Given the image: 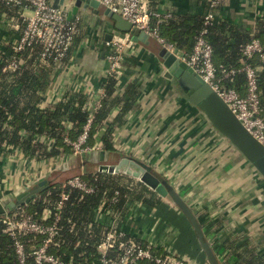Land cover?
I'll return each instance as SVG.
<instances>
[{
  "label": "crops",
  "instance_id": "crops-1",
  "mask_svg": "<svg viewBox=\"0 0 264 264\" xmlns=\"http://www.w3.org/2000/svg\"><path fill=\"white\" fill-rule=\"evenodd\" d=\"M72 2L67 0L59 8L69 14ZM199 5L189 0H161L159 8L161 14H173L201 11ZM104 9L96 14L82 8L73 17L80 18L79 32L69 60L61 67L56 65L59 71L44 93L43 107L54 108L66 90L99 97L110 70L106 38L114 33V23L104 16ZM219 18L256 34L258 23L264 21V0H223ZM19 21L1 17L2 46L16 41L13 32L20 28ZM160 46L153 38L148 43L133 41L125 54L115 95L121 97L133 82L138 83L140 93L136 108L122 124L117 123L119 107L110 115L108 124L115 127L114 146L123 157L137 159L169 179L196 214L213 246L238 239L249 245L239 252L264 255V179L213 130L175 79L167 77ZM100 151L88 153L91 161L72 155L42 162L25 159L18 150L5 151L0 154V198L8 205L21 192L50 179V172H57L52 177L56 180L69 163L76 167L85 160L102 163ZM103 220L110 221V217ZM120 229L191 264H207L189 220L170 198H163L157 207L135 203ZM216 253L223 261L228 251L220 248Z\"/></svg>",
  "mask_w": 264,
  "mask_h": 264
},
{
  "label": "trees",
  "instance_id": "trees-1",
  "mask_svg": "<svg viewBox=\"0 0 264 264\" xmlns=\"http://www.w3.org/2000/svg\"><path fill=\"white\" fill-rule=\"evenodd\" d=\"M147 1L151 12L161 13L159 8L161 0ZM189 1L200 4L202 10L171 14V18L159 24L160 35L184 56H190L198 36L203 30H207L205 38L212 46L218 76H222L223 69L235 72L224 78L221 85L225 90H234L242 96L247 95V76L242 71L243 67L246 65L260 67L258 88L261 115L264 118V58L255 54L248 60L244 56L245 46L253 40H259L264 45V21L258 23L257 33L252 34L246 27L220 19L223 0H218L216 18L206 24V17L211 10V0ZM3 15L20 19V28L13 32L14 38L18 40L26 26L22 18V7L15 4H0V20ZM152 24L156 25L157 20L153 19ZM43 49V45L37 43L25 51L15 52L11 44L7 46L0 44V154L7 146H11L21 151L26 159L37 162L72 156L73 147L67 144L65 139L77 140L83 134L89 118L93 117L86 146L95 147L100 142L103 151L106 152L105 164H117L123 158V153L114 146L115 127L109 125L108 120L116 106L120 109L117 123L121 124L126 115L136 108L140 93L138 83L129 84L125 93L119 97L115 95L118 86L117 75L108 76L103 85L105 95L102 97V106L93 113L85 107L87 96L71 90L63 93L54 108H45L44 93L59 70L56 69L53 58L43 61ZM70 54L71 49L66 61L69 60ZM13 57H18L22 61L16 72L7 70ZM86 154L88 156V153ZM56 174L57 172H52L49 178L52 180ZM260 177L262 178L261 175ZM81 180L94 191L87 193L64 184L51 185L29 204L7 210L5 214L20 212L40 223L53 224L57 204L61 201L62 194H66L68 199L58 212L59 232L56 243L49 249L55 256L73 264H100L99 247L113 229V220L118 230V241L133 239L149 248L155 257L168 255L163 248L152 246L120 229L121 222L132 205L142 203L148 207H157L163 202L162 197L143 183L122 174H88L81 176ZM103 202L109 210L110 221L107 222L103 218L100 219L98 214ZM47 211L50 215L43 219ZM5 214L0 215V264H20L16 254V240L4 232L2 218ZM20 240L30 253L44 242L45 237L24 235ZM246 245L236 239L229 240L220 247L214 245L213 248L215 251L220 248L228 251L227 256L221 261L222 264H264V255L249 250L239 252L242 248L248 249L249 245ZM109 256L120 258L122 251L113 248L109 251ZM136 264L157 263L154 260L142 259Z\"/></svg>",
  "mask_w": 264,
  "mask_h": 264
},
{
  "label": "built area",
  "instance_id": "built-area-1",
  "mask_svg": "<svg viewBox=\"0 0 264 264\" xmlns=\"http://www.w3.org/2000/svg\"><path fill=\"white\" fill-rule=\"evenodd\" d=\"M102 7L112 10L116 14H120L125 20L131 22L135 28L146 33L149 38H153L161 44L162 47L174 53L181 61L193 68L201 78L208 83L219 96L229 105L230 109L242 122L244 127L262 144L264 145V118L261 115L260 94L258 88V72L260 67H252L246 65L242 71L247 76V95L241 96L234 90H225L221 85L224 78L233 75L235 72H229L226 69L221 71L222 76L217 74V68L213 61V49L206 40L207 30H203L198 36L193 52L190 56H184L179 50L168 43L165 38L160 35V27L163 21L172 17L170 13L161 14L151 12L147 0H97ZM15 4L22 7V18L26 22V26L18 40L12 44L15 52L25 51L34 44L41 43L43 45L42 59L46 61L53 58L55 65L61 67L67 59L68 53L72 47L73 41L79 32L80 18L68 19V11L61 8H55L52 0H0V4ZM219 5L218 0H211V10L206 17V24L215 20V9ZM153 19L157 20V24L153 26ZM110 51L107 54V60L110 64L109 76L120 73L121 63L125 54L131 48L133 41L131 35L127 34L125 38L115 37L108 43ZM264 45L259 40H253L244 48V56L246 59H252L255 54H259L264 58ZM22 61L18 57H13L7 66V70L16 72L21 66ZM105 95L104 90L101 91L98 98L87 96L86 108L92 113L102 106V97ZM44 104V103H43ZM93 117L89 118L85 125L84 132L75 141L66 138L65 142L73 147L74 155H82L92 151H100L103 145L98 142L95 147L86 146L88 132L91 128ZM18 150L11 146H7L5 151ZM4 151V152H5ZM19 151V150H18ZM21 152V151H19ZM24 157V155H23ZM25 158V157H24ZM26 159V158H25ZM52 174V172L49 173ZM48 176V177H49ZM65 186L79 188L87 193H92L94 189L89 187L81 180V176L69 178ZM68 199L66 194H62L61 201L57 204L55 214V222L53 224H43L32 217H25L22 213L5 214L2 222L5 225L4 232L12 236L16 240V254L20 264H73L55 256L50 252V246L56 243L59 232L58 220L59 214L64 206L65 200ZM2 201V199L0 198ZM105 202L98 209L100 219L107 218L109 210L105 206ZM50 215L47 211L43 219ZM112 223L113 229L105 237L104 242L100 245L101 253L100 264H136L142 259L154 260L157 264H191L183 258H179L172 253H168L163 257H155L152 251L138 244L133 239L126 241L119 240L117 227ZM24 235L44 236L45 240L38 245L33 252H28L27 247L20 240ZM122 236V234H120ZM117 248L122 251L120 258L109 256V251ZM222 254L221 252H218ZM31 259V260H30Z\"/></svg>",
  "mask_w": 264,
  "mask_h": 264
},
{
  "label": "water",
  "instance_id": "water-1",
  "mask_svg": "<svg viewBox=\"0 0 264 264\" xmlns=\"http://www.w3.org/2000/svg\"><path fill=\"white\" fill-rule=\"evenodd\" d=\"M66 1L54 0L53 6L59 8V6L65 5ZM72 3V10L68 14L69 20L78 15L82 8L92 10L96 14H99L102 8L97 0H73ZM103 14L114 23V33L107 35L106 38L108 42H111L114 37L125 38L127 34L131 35L134 42H149V36L146 33L135 28L120 14H116L108 8L104 9ZM103 55L105 56V54ZM159 56L163 60V66L167 69V77L175 79L191 103L203 112L213 130L224 137L233 149L246 158L264 179V145L244 127L229 105L193 68L164 47H162ZM82 156L91 161L90 154L87 156L84 153ZM99 160L102 163L85 160L78 167L69 163L62 168L63 171L56 180L46 179L39 182L30 190L18 194L16 199L10 201L8 205L0 200V215L5 214L7 210L29 204L49 186L63 184L69 178L97 173L122 174L143 183L160 197L170 198L172 203L189 220L207 264H222L196 214L167 177L152 169L151 166L130 157L121 158L117 164H105L106 152L103 150L100 151Z\"/></svg>",
  "mask_w": 264,
  "mask_h": 264
}]
</instances>
